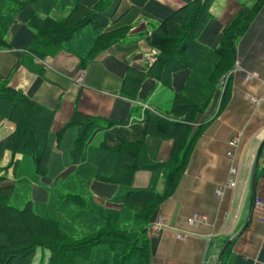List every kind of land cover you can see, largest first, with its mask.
I'll return each instance as SVG.
<instances>
[{"label": "trees", "instance_id": "16d2710c", "mask_svg": "<svg viewBox=\"0 0 264 264\" xmlns=\"http://www.w3.org/2000/svg\"><path fill=\"white\" fill-rule=\"evenodd\" d=\"M213 2L187 1L154 26L148 35L157 50L154 61L145 71L129 68L125 77L123 94L134 99L143 77H153L170 88L172 74L188 68L187 79L173 93L165 113L146 108L141 119L126 122L74 110L55 136L59 146L66 127L76 128L69 150L75 169L52 186L42 185L48 200L27 198L19 207L9 202L24 184L15 182L0 187V264H150L149 219L174 190L193 142L204 126L199 124L192 132L193 125L224 84L219 107L226 102L237 41L264 5V0L243 2L222 29L218 44L209 47L198 38L213 16ZM110 3L111 0H98L86 6L81 0H0V47L9 45L6 31L12 18L30 5L33 12L28 24L34 37L29 53L43 57L49 50L70 48L78 56L79 65L85 67L120 37L117 33L121 31H104L108 17L102 13ZM53 10L67 12L54 16ZM82 30L84 33L78 34ZM74 38L77 39L72 42ZM225 77L227 81L222 83ZM52 118V109L0 80V124L8 121L13 126L0 138V182L8 177L6 169L15 163L17 153L32 159L37 178L47 176ZM97 128L104 133L100 143L92 146L89 139ZM148 136L172 140L167 160L149 159ZM6 152L11 159L2 165ZM138 170L151 173L143 188L132 185ZM161 176L164 186L158 191L156 184ZM92 180L117 184L119 189L112 200L120 207L95 203L89 189ZM23 191L28 196V190Z\"/></svg>", "mask_w": 264, "mask_h": 264}, {"label": "crops", "instance_id": "0c3cea01", "mask_svg": "<svg viewBox=\"0 0 264 264\" xmlns=\"http://www.w3.org/2000/svg\"><path fill=\"white\" fill-rule=\"evenodd\" d=\"M97 1L81 0L86 6ZM187 1L190 0H111L102 13L108 17L104 31H121L117 33L120 37L85 67L79 65L78 56L70 48L52 49L43 57L29 53L34 37V30L28 24L32 6L25 5L12 18L6 31L9 45L0 47V80L53 110L48 140L52 148L49 159L52 176L36 177L29 187L23 185L29 199L48 200L47 190L36 181L54 184L74 171L71 162L62 167L58 162L69 153L76 128L66 127L59 146L55 136L74 110L126 122L141 119L146 108L167 111L173 93L190 73L188 68L172 74L170 88L153 77H143L134 99L123 94V85L129 68L144 71L147 68L145 54L152 48L148 35L154 26ZM252 1L214 0L210 10L213 16L203 27L200 42L215 47L222 29L239 12L241 4ZM66 12L53 10L52 14L60 16ZM249 23L236 44L226 102L219 107L223 91L219 88L205 112L198 116L192 132L199 124L204 126L193 142L185 168L172 193L157 205L149 219L150 264H217L223 240L233 236L229 249L220 258L221 264H264V145L257 160L252 209L241 230L249 207L253 160L264 140V5ZM2 123L4 131L13 127L12 123ZM103 133L102 128L93 130L89 144L98 145ZM234 138H237L235 144L230 145ZM146 147L149 159L165 161L172 140L148 136ZM20 157L24 156L14 155V159ZM10 159L11 154L6 152L1 164L6 165ZM232 164L237 165L242 178L235 188L227 186ZM6 170L8 177L0 182V187L30 181L27 178L30 171H23L21 166L17 169V161ZM150 176L149 170H138L132 185L143 188ZM163 186L161 176L156 189L161 187L162 191ZM218 188H222L221 195L216 194ZM89 189L95 203L120 207L112 200L119 189L117 184L92 180ZM256 198L262 200V206L256 204ZM193 214L196 220L190 225L186 218Z\"/></svg>", "mask_w": 264, "mask_h": 264}, {"label": "rangeland", "instance_id": "374dc122", "mask_svg": "<svg viewBox=\"0 0 264 264\" xmlns=\"http://www.w3.org/2000/svg\"><path fill=\"white\" fill-rule=\"evenodd\" d=\"M220 88L222 90V87H220ZM6 122L9 123L8 121H6ZM1 131H3V132L1 133ZM6 132L8 133V131H4V129H3V123H1L0 124V138L3 137L6 134ZM68 154L67 155H64L63 156L64 158H60L59 159V162H58L59 167H62L63 165L67 164L68 161L71 162L70 155H68ZM15 161H17V169H18V166H21V168L23 169V171H25V172L30 171V172L27 173V178L30 179V181H25V182H24V180L22 181V182L25 183L24 185H26V186L29 187L31 180L32 179H35L37 177L36 176V173L34 171L35 169H33L34 168V163H33L32 159L29 156H24V157H20L19 159L18 158L17 159L15 158ZM47 176L48 177H51L52 174H49V172H48L47 173ZM52 178L54 179V177H52ZM35 183H38L39 185H46V184L42 183L41 181L40 182L39 181L38 182L36 181ZM54 184H49L47 186H52ZM20 189L21 190H19V191L17 190L15 192V194L12 196V199H11V201L9 203H11L13 205L16 204V205H19V207H22L24 205L25 201L27 200V198H29V197L23 191V190L26 189L25 187H21ZM158 190L160 191L161 190V187H159Z\"/></svg>", "mask_w": 264, "mask_h": 264}, {"label": "built area", "instance_id": "2783aa9c", "mask_svg": "<svg viewBox=\"0 0 264 264\" xmlns=\"http://www.w3.org/2000/svg\"><path fill=\"white\" fill-rule=\"evenodd\" d=\"M157 54V50L152 47L150 49V51H148L145 55H146V61H147V64H150L152 61H154L155 59V56ZM226 77L221 80L222 83H225L227 81ZM222 85V84H221ZM225 85V84H224ZM224 85L222 87H224ZM236 139L237 138H234L232 139L229 144L230 145H234L235 142H236ZM228 154H231V152H227ZM242 181V178H240V175H239V168L237 167V165H230L229 167V173H228V179H227V186H229L230 188H235L237 186V184L239 182ZM216 194L217 195H221L222 194V188H218L216 189ZM256 204L257 205H260L262 206L263 205V202L260 198H256ZM187 219V222L192 225L194 223V221L196 220V216L193 214L191 216H189Z\"/></svg>", "mask_w": 264, "mask_h": 264}, {"label": "water", "instance_id": "95a60500", "mask_svg": "<svg viewBox=\"0 0 264 264\" xmlns=\"http://www.w3.org/2000/svg\"><path fill=\"white\" fill-rule=\"evenodd\" d=\"M264 145V140L262 141V143L260 144V147L258 148V151H257V154L255 156V160L254 161V164H253V168H252V173H251V180H250V193H249V207H248V212H247V215H246V219H245V222H244V225L242 226L241 230L244 229V227L246 226L247 222H248V219H249V215H250V212H251V209H252V205H253V199H254V183H255V177H256V166H257V160H258V157H259V153L261 151V148L262 146ZM235 238V236L229 238L225 243L224 245L222 246L219 254H218V258L217 259V264H221V257L224 253V251L226 250V248L228 247V244H230L233 239Z\"/></svg>", "mask_w": 264, "mask_h": 264}]
</instances>
